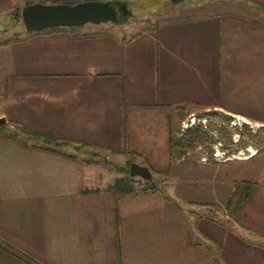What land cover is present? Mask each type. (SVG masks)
<instances>
[{"label":"crops","instance_id":"1","mask_svg":"<svg viewBox=\"0 0 264 264\" xmlns=\"http://www.w3.org/2000/svg\"><path fill=\"white\" fill-rule=\"evenodd\" d=\"M164 3L137 32L0 29V264H264V148L208 164L168 152L192 112L264 122V0ZM88 151L174 187L117 194Z\"/></svg>","mask_w":264,"mask_h":264},{"label":"rangeland","instance_id":"2","mask_svg":"<svg viewBox=\"0 0 264 264\" xmlns=\"http://www.w3.org/2000/svg\"><path fill=\"white\" fill-rule=\"evenodd\" d=\"M79 1H85V0H14L13 7L8 10L7 15H3L0 17V29L3 31L9 32V36L14 38L16 35L18 36L21 30L22 25L19 17V10L20 8L30 2H42V3H76ZM102 1H111L116 3H123L125 5V9L128 11V14L125 17H121V22L117 25L120 26L121 29L129 28L130 31L135 30V32L139 30H143L145 27H149V19L151 16L155 17L159 16L162 10L166 7L164 2L168 1H178L179 3L185 2V0H102ZM118 14H120L118 12ZM87 24V25H86ZM85 26H96L97 24H91L86 23ZM107 25H116L111 24L109 22L105 23ZM83 26V25H82ZM80 27V26H79ZM101 29V28H99ZM25 32V31H24ZM18 33V34H17ZM26 33V32H25ZM254 113V112H253ZM231 115V114H230ZM190 117H193V121L189 123V125H186V122L190 119ZM219 114L214 111V109H208V110H200L197 112H192L188 115H185V118L183 119L178 126L171 130L170 133L173 134L175 137H179L182 131L190 126H196L199 125L201 131H203V136L199 142V144L195 145L192 149H187L184 151L182 157H174L173 160L175 163L180 162L182 160H196L200 162H204L205 164H208L210 162V159L213 158L215 160V163H224L226 161L232 158H239L243 156V153L234 152L236 148H239L238 150L242 149L246 144L254 143L258 144L261 148H264V133L258 130L252 131L251 129L245 130V128L242 129L243 132L242 136L244 138H240L238 141L233 142L232 138H235L232 136V134L236 131V129L229 128L225 123L224 120L220 118ZM5 123H3L4 125ZM3 127V126H2ZM0 127V128H2ZM15 130V127H13ZM17 131V130H16ZM11 133H14L15 135H19L21 140L23 142H38L41 141L39 139L28 137L26 133L19 132L17 133L15 131H11ZM53 144V143H51ZM214 147L218 148L217 152H214ZM247 148V146L245 147ZM91 150V149H90ZM212 150V154L208 155V152ZM92 151V150H91ZM88 151V157L89 159H96L98 162H102L104 164V176L110 177V176H116V178L121 177L123 175L124 171L128 170V166H126L125 161L123 163L118 162V168L111 167V164L114 165L116 162L115 159L111 158L110 155L107 154H98L94 152ZM79 153V152H78ZM248 154L250 152H247ZM107 155L108 157H106ZM170 158V157H169ZM235 160V159H233ZM100 164V163H99ZM110 164V165H106ZM101 165V164H100ZM116 165V164H115ZM173 169V168H172ZM98 169V173H99ZM176 169L173 171L175 172ZM149 172L152 174V179L149 181L143 180L139 177H132L131 184L133 185L135 190L140 191L141 189H146L149 183L153 186V190L161 191L167 194V192H171V188L174 187V185H171V182H173V178H171L168 174H171L173 176V172H165V170L159 171L154 169H149ZM219 172V171H218ZM221 172V171H220ZM223 174L222 172L220 173ZM128 176V175H127ZM147 181L148 183H145ZM197 187V185H195Z\"/></svg>","mask_w":264,"mask_h":264},{"label":"water","instance_id":"3","mask_svg":"<svg viewBox=\"0 0 264 264\" xmlns=\"http://www.w3.org/2000/svg\"><path fill=\"white\" fill-rule=\"evenodd\" d=\"M127 14L128 11L123 3L102 0H85L76 3L30 2L19 10L21 25L25 32L58 27H79L86 23L118 24L121 22L120 18ZM3 122L4 119L0 118V124ZM212 153L210 150L208 155ZM127 175L129 178L139 177L147 181L153 178L145 166L133 161L128 165Z\"/></svg>","mask_w":264,"mask_h":264},{"label":"trees","instance_id":"4","mask_svg":"<svg viewBox=\"0 0 264 264\" xmlns=\"http://www.w3.org/2000/svg\"><path fill=\"white\" fill-rule=\"evenodd\" d=\"M221 116L220 118L225 120L227 119L226 116ZM2 124H0L1 126ZM26 133L28 137H33L36 139L42 138L45 143H56V138H54L51 135L43 134V133H38V132H33V133H28V132H23ZM203 131H201L200 126H190L182 131L179 137H174L172 133L169 132L168 134V152H169V157L174 160V157H179L184 154L183 152L186 151L187 149H192L195 145L199 144L202 136H203ZM12 135H15L12 133ZM21 145H24L25 142L19 141ZM130 161L126 162V166H128ZM133 178H129L127 176V171L123 172V175L118 178H114L113 182L110 186V189H112L115 193L117 194H122V193H132V192H137L138 190H135L133 185L131 184V180ZM145 183H148L145 181ZM146 189L153 190V186L150 185L149 183L147 184ZM145 189V188H144ZM141 189V190H144ZM140 190V191H141ZM244 199V197H238L236 199V206L235 209L239 207L241 201Z\"/></svg>","mask_w":264,"mask_h":264},{"label":"built area","instance_id":"5","mask_svg":"<svg viewBox=\"0 0 264 264\" xmlns=\"http://www.w3.org/2000/svg\"><path fill=\"white\" fill-rule=\"evenodd\" d=\"M193 121V117H190V119L186 122V125H189V123ZM224 123L231 129H236V131L232 134L235 138L233 139V142L238 141L240 138H244L242 136L243 132L242 129L245 128V130L251 129L252 131L258 130L264 133V122L258 123V122H250L245 120L243 117L238 115H229L227 119L224 120ZM248 128V129H246ZM240 131V132H239ZM218 148L214 147V152H217ZM235 152V151H234ZM236 152H240V150H237ZM255 151L253 152V154Z\"/></svg>","mask_w":264,"mask_h":264}]
</instances>
